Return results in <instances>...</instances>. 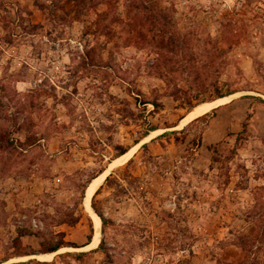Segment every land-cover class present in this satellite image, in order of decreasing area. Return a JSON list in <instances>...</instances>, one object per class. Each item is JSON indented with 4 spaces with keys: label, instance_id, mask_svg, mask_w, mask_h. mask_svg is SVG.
<instances>
[{
    "label": "rangeland",
    "instance_id": "374dc122",
    "mask_svg": "<svg viewBox=\"0 0 264 264\" xmlns=\"http://www.w3.org/2000/svg\"><path fill=\"white\" fill-rule=\"evenodd\" d=\"M0 264H264V0H0Z\"/></svg>",
    "mask_w": 264,
    "mask_h": 264
},
{
    "label": "trees",
    "instance_id": "16d2710c",
    "mask_svg": "<svg viewBox=\"0 0 264 264\" xmlns=\"http://www.w3.org/2000/svg\"><path fill=\"white\" fill-rule=\"evenodd\" d=\"M71 2L72 3H75L77 5L87 6L89 4H94L95 2L106 3L107 0H71ZM151 15L155 19L154 27L160 29L161 35H159L160 36L159 37V42H160V46H162L160 48H163V45L167 42V39L165 38V33L168 30L169 31L170 30H173V35L169 39L167 45L170 46V47H177L178 48L179 47V42H177L175 40L176 37H178V34L174 30V25L172 23L173 22L172 19H170L169 16L164 15L163 13H158V12H154V14H151ZM151 15L149 17H151ZM134 19H135L134 17H131V19L129 18V20H131V22L134 21ZM118 21L120 22V19H118ZM182 44L183 45L185 44V41L184 40L182 41ZM220 98H223V97H220ZM206 103H207L206 101H203V103H201V104H206ZM247 123H248V120L246 121V123L243 124L241 133L237 135V142H240L242 140L241 137L243 136V134H246L247 133V128H248V124ZM2 144H3V141L1 142V145ZM125 154H126V152H124L122 154V156L125 155ZM107 181H108V179H107ZM101 220L103 221V223H105V221L102 218H101ZM91 231L92 232L94 231L93 225H92ZM29 236H37V235L33 231H24V232L20 231L18 237H19V240H20L23 237H29ZM260 236L261 235L259 234L257 236V238H255V239L261 240L260 239ZM37 237H40V234H38ZM91 240H92V236L89 237V243H90ZM65 244L66 243H64V238L61 239V242L56 243V244H54L53 242L52 243H49V244H46L44 242V243H41L40 244V246H41L40 251H38V252L32 251L30 254H23V255H20L19 257H29V256L39 255V254H42V255L55 254V253L61 251L63 248H65L66 247ZM71 247L76 248V249L83 248V247H77L76 245H73V244L71 245ZM109 260H110V257H109Z\"/></svg>",
    "mask_w": 264,
    "mask_h": 264
},
{
    "label": "bare ground",
    "instance_id": "6f19581e",
    "mask_svg": "<svg viewBox=\"0 0 264 264\" xmlns=\"http://www.w3.org/2000/svg\"><path fill=\"white\" fill-rule=\"evenodd\" d=\"M225 99L223 100H219L217 101L216 103H212V104H204V105H200L198 106L197 108H195L193 110V112L189 115V118H194V117H202L203 115L207 114L209 111L215 109V106L219 103H223ZM127 155L123 156L122 158H125ZM96 181L97 180H94L87 192H86V201H85V205L87 206V208L89 207V202L95 192V188H96ZM90 211V210H89ZM92 218H93V224H94V228L96 230V234L94 236V239H93V242L90 243L88 245V247H96V245L98 244V241H99V230L101 228V220L98 216H96L94 213H92ZM60 252V251H59ZM58 252V253H59ZM50 256H52V254H49V255H46V256H43V257H39V258H42V259H47L49 258Z\"/></svg>",
    "mask_w": 264,
    "mask_h": 264
},
{
    "label": "water",
    "instance_id": "95a60500",
    "mask_svg": "<svg viewBox=\"0 0 264 264\" xmlns=\"http://www.w3.org/2000/svg\"><path fill=\"white\" fill-rule=\"evenodd\" d=\"M58 253V252H57ZM49 255V254H48ZM43 256H46V255H38V257H43Z\"/></svg>",
    "mask_w": 264,
    "mask_h": 264
}]
</instances>
